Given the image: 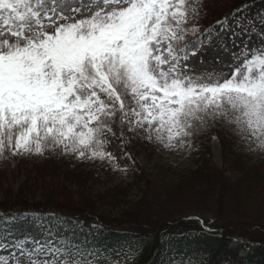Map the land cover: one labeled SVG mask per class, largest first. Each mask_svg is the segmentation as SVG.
Returning a JSON list of instances; mask_svg holds the SVG:
<instances>
[{
  "label": "snow or ice",
  "instance_id": "1",
  "mask_svg": "<svg viewBox=\"0 0 264 264\" xmlns=\"http://www.w3.org/2000/svg\"><path fill=\"white\" fill-rule=\"evenodd\" d=\"M201 7L0 0V161L52 154L126 173L135 161L125 152L131 164L121 166L107 150L112 138L122 151L126 133L192 151L211 127L264 154V14L251 18L244 4L201 27ZM85 227L60 213L0 211V264H112L113 254L131 264L142 254L139 245H104L96 225ZM169 253L161 264H177ZM204 259L185 255L179 264Z\"/></svg>",
  "mask_w": 264,
  "mask_h": 264
},
{
  "label": "trees",
  "instance_id": "2",
  "mask_svg": "<svg viewBox=\"0 0 264 264\" xmlns=\"http://www.w3.org/2000/svg\"><path fill=\"white\" fill-rule=\"evenodd\" d=\"M209 1L215 0H202V4ZM244 4L253 5L246 14H264V0H234L228 11L216 12L215 19L203 22L201 27ZM129 134L126 133V137ZM215 134L225 160L240 173L235 180L228 179L224 171L211 162ZM137 143L156 145L139 139ZM193 146L190 164L185 168L187 174L182 173L187 176L186 182L182 181L184 183L165 185L150 182L141 168L136 169L135 183H143L148 188L151 186L152 192L147 189L150 193L145 191L143 199L118 218L98 214L93 209L95 202L92 200L84 205L71 201L72 196L66 191L59 194L51 191L41 202L26 198L3 200L0 201V211L31 210L78 217L85 222V231H88V225H96L99 233L96 235V230H93V235L104 245H139L142 254L131 264H161V260L170 254L169 249L172 254H178L177 264L180 257H199L201 254L205 258L203 264H264V154L247 152L236 137L226 135L218 127H211ZM60 157L70 165L75 164L73 179L85 187L93 177L94 163ZM188 188L190 193H187ZM114 197L117 199V195ZM205 212L213 218L196 215H205ZM196 218L214 231H204ZM235 240L239 242L233 244ZM0 255L6 254L0 252ZM117 259L113 254L112 264H116ZM121 264H124L122 260ZM192 264H197V260Z\"/></svg>",
  "mask_w": 264,
  "mask_h": 264
},
{
  "label": "rangeland",
  "instance_id": "3",
  "mask_svg": "<svg viewBox=\"0 0 264 264\" xmlns=\"http://www.w3.org/2000/svg\"><path fill=\"white\" fill-rule=\"evenodd\" d=\"M234 0H215L203 3L201 7L200 25L205 21L214 20L216 12H226ZM256 20L261 13L247 14ZM251 46V45H250ZM214 55L212 49L208 50L203 59L207 62ZM224 62H228L227 54L220 53ZM228 71V69H225ZM126 147L121 150V141L112 138L108 145V151L116 156L121 166L131 164L125 152L129 153L134 166L129 167L126 173L119 170L114 171L107 165H102L99 161L94 163L93 177L85 187H81L74 181L72 169L75 164L61 160L59 155L49 154L48 156L12 157L11 159L0 161V201L16 200L26 198L31 201H42L44 196L51 191L56 193L67 192L78 204L84 205L90 200L95 202L98 214L106 217L118 218L124 214L131 205L143 199L145 191L149 194L151 186L143 183L136 184V169H142L146 178L150 182L172 183L186 182L187 176L182 173L190 164V153L192 151H172L159 145L143 146L137 143V139L129 134ZM194 149V146H192ZM34 157V158H33ZM211 162L224 171L226 177L235 180L240 177V173L233 169L229 162L225 160L218 136L215 134L212 140ZM61 160V161H59ZM189 162V163H188ZM69 167V168H67ZM186 173V172H185ZM187 174V173H186ZM182 182V183H184ZM147 189L150 191H147ZM114 192V193H113ZM119 192V193H118ZM118 193V194H116ZM187 193H190L189 188ZM117 195V199L114 197ZM170 200V199H169ZM172 201V199H171ZM144 203V202H142ZM190 203V202H186ZM196 214V213H195ZM199 217L212 219L211 214H196ZM239 241L235 240L233 244ZM243 253L245 251H242ZM7 254L6 252H3Z\"/></svg>",
  "mask_w": 264,
  "mask_h": 264
}]
</instances>
